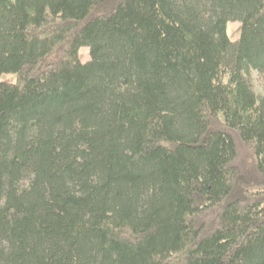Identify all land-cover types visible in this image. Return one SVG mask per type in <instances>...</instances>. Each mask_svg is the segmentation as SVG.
Wrapping results in <instances>:
<instances>
[{
    "label": "trees",
    "instance_id": "trees-1",
    "mask_svg": "<svg viewBox=\"0 0 264 264\" xmlns=\"http://www.w3.org/2000/svg\"><path fill=\"white\" fill-rule=\"evenodd\" d=\"M252 70L264 0H0V264H264Z\"/></svg>",
    "mask_w": 264,
    "mask_h": 264
},
{
    "label": "rangeland",
    "instance_id": "rangeland-1",
    "mask_svg": "<svg viewBox=\"0 0 264 264\" xmlns=\"http://www.w3.org/2000/svg\"><path fill=\"white\" fill-rule=\"evenodd\" d=\"M242 23L241 21L234 20L228 23V34L232 41L236 42L240 38ZM78 57L81 62L85 63L91 59L90 48L83 46L78 51ZM1 78L5 81H14L15 76L13 74H3ZM247 79L258 96H264V75L257 70H252L248 75Z\"/></svg>",
    "mask_w": 264,
    "mask_h": 264
}]
</instances>
